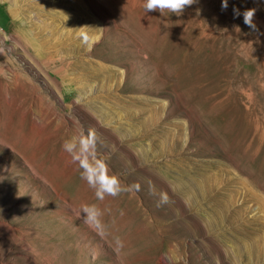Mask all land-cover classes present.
<instances>
[{
	"label": "rangeland",
	"instance_id": "obj_1",
	"mask_svg": "<svg viewBox=\"0 0 264 264\" xmlns=\"http://www.w3.org/2000/svg\"><path fill=\"white\" fill-rule=\"evenodd\" d=\"M221 4L0 0V264H264V0ZM81 126L116 197L62 149Z\"/></svg>",
	"mask_w": 264,
	"mask_h": 264
},
{
	"label": "clouds",
	"instance_id": "obj_2",
	"mask_svg": "<svg viewBox=\"0 0 264 264\" xmlns=\"http://www.w3.org/2000/svg\"><path fill=\"white\" fill-rule=\"evenodd\" d=\"M196 0H142V7L145 12L159 11L163 14L166 10L172 14H182L184 9L193 5ZM222 10H227L228 0H222ZM257 9H246L242 13L239 9L233 8L234 16H243V22L252 30H256L254 17ZM236 29H239L236 26ZM62 149L70 157L72 163L78 166L80 178L85 181L89 188L94 190L95 197L103 201L105 196L116 197L122 189L121 182L115 174H110V169L104 160L97 155V137L93 129L83 131L71 139H67L62 144ZM139 190V185H133ZM131 187L128 190H131ZM167 194H161V202L166 203ZM76 215L81 216L83 222L93 230L103 232L104 227L101 224L100 212L96 205H81Z\"/></svg>",
	"mask_w": 264,
	"mask_h": 264
},
{
	"label": "bare ground",
	"instance_id": "obj_3",
	"mask_svg": "<svg viewBox=\"0 0 264 264\" xmlns=\"http://www.w3.org/2000/svg\"><path fill=\"white\" fill-rule=\"evenodd\" d=\"M62 1H63V0H62ZM14 2H15V1H14ZM12 3H13V2H12ZM62 20H63V19H62ZM66 21H67V20H66ZM50 57H51V56H50ZM61 68H62V67H61ZM59 70H61V69H59ZM59 70H58V71H59ZM107 70H108V69H107L106 67H100V68H99V72H101V73H102V72H107ZM73 72H74V71H73ZM94 73H95V72H94ZM74 74H75V73H74Z\"/></svg>",
	"mask_w": 264,
	"mask_h": 264
}]
</instances>
